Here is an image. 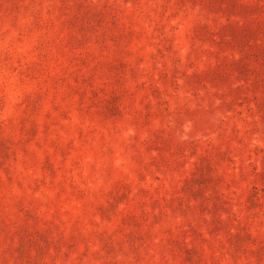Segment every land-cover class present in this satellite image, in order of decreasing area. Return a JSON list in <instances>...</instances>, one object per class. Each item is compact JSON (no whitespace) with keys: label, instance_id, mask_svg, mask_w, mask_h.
Masks as SVG:
<instances>
[{"label":"rangeland","instance_id":"obj_1","mask_svg":"<svg viewBox=\"0 0 264 264\" xmlns=\"http://www.w3.org/2000/svg\"><path fill=\"white\" fill-rule=\"evenodd\" d=\"M0 264H264V0H0Z\"/></svg>","mask_w":264,"mask_h":264}]
</instances>
